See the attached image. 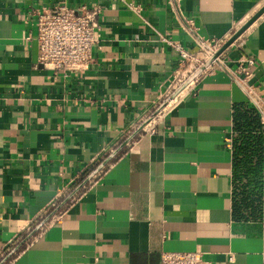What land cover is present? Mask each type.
<instances>
[{"label": "crops", "instance_id": "obj_1", "mask_svg": "<svg viewBox=\"0 0 264 264\" xmlns=\"http://www.w3.org/2000/svg\"><path fill=\"white\" fill-rule=\"evenodd\" d=\"M59 2L101 8L83 72L36 61L33 11ZM263 5L0 0V264H160L163 251L262 264L264 130L261 212L236 219L232 112L251 103L232 71L253 60L248 82L264 106V12L156 112L178 62L162 39L199 54L195 35L225 43Z\"/></svg>", "mask_w": 264, "mask_h": 264}, {"label": "built area", "instance_id": "obj_2", "mask_svg": "<svg viewBox=\"0 0 264 264\" xmlns=\"http://www.w3.org/2000/svg\"><path fill=\"white\" fill-rule=\"evenodd\" d=\"M133 8L137 9L138 7L134 6ZM33 13L35 14L33 39L37 46V63L51 71L53 75H57L60 71L64 74L85 71L92 62V48L100 39V6L93 4L87 8L83 7L81 12H77L65 2H59L53 6H43L34 10ZM162 40L176 53L178 62L173 80V89L161 102L160 106L163 103L164 105L156 113L157 115L162 114L176 99L177 95L171 98L172 93L224 43L223 39L202 38L195 35V46L201 51L198 54L187 49L178 41L166 37ZM220 57L221 54L216 58L218 63L222 61ZM243 61L246 64L244 66L240 65L237 70L232 71V74L242 86L250 103L259 111L264 130V106L253 85L248 82V78L251 76L249 68L253 65V60L245 59ZM210 67L209 65L204 70ZM242 73L243 76H240ZM142 130L153 131L150 121L143 125ZM232 259V256L228 258L229 261ZM160 264H208V262L200 251H163ZM262 264H264V258Z\"/></svg>", "mask_w": 264, "mask_h": 264}, {"label": "trees", "instance_id": "obj_3", "mask_svg": "<svg viewBox=\"0 0 264 264\" xmlns=\"http://www.w3.org/2000/svg\"><path fill=\"white\" fill-rule=\"evenodd\" d=\"M232 214L257 218L261 212L263 127L257 108L248 103L232 112Z\"/></svg>", "mask_w": 264, "mask_h": 264}, {"label": "water", "instance_id": "obj_4", "mask_svg": "<svg viewBox=\"0 0 264 264\" xmlns=\"http://www.w3.org/2000/svg\"><path fill=\"white\" fill-rule=\"evenodd\" d=\"M264 12V5L250 18L248 21L240 28L238 29L225 43L220 49H218L209 59H207L204 64L199 67L192 75L189 76V78L171 95V98H173L175 95H177L190 81H192L199 73H201L207 66H209L212 61L216 60L217 56L227 47L229 46L254 20H256L262 13ZM164 103L159 107L157 112L163 107ZM156 112V113H157ZM118 150L114 151L100 166L97 170H99L105 163L108 162L109 159H111ZM76 192V191H75ZM74 192V193H75ZM73 194V193H72ZM71 194V195H72ZM70 195V196H71ZM69 196V197H70Z\"/></svg>", "mask_w": 264, "mask_h": 264}]
</instances>
